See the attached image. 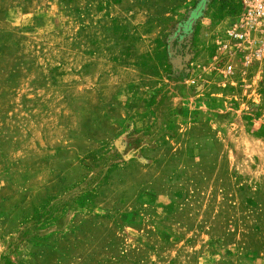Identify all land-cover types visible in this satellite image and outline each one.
<instances>
[{
  "label": "rangeland",
  "instance_id": "obj_1",
  "mask_svg": "<svg viewBox=\"0 0 264 264\" xmlns=\"http://www.w3.org/2000/svg\"><path fill=\"white\" fill-rule=\"evenodd\" d=\"M242 3L0 0V264H264Z\"/></svg>",
  "mask_w": 264,
  "mask_h": 264
},
{
  "label": "built area",
  "instance_id": "obj_2",
  "mask_svg": "<svg viewBox=\"0 0 264 264\" xmlns=\"http://www.w3.org/2000/svg\"><path fill=\"white\" fill-rule=\"evenodd\" d=\"M242 1L243 10L237 28L229 35L240 47L249 45L247 43L251 47H264V0Z\"/></svg>",
  "mask_w": 264,
  "mask_h": 264
}]
</instances>
